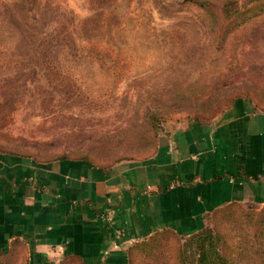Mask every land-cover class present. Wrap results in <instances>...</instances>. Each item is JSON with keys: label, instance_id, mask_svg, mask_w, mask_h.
Returning <instances> with one entry per match:
<instances>
[{"label": "rangeland", "instance_id": "1", "mask_svg": "<svg viewBox=\"0 0 264 264\" xmlns=\"http://www.w3.org/2000/svg\"><path fill=\"white\" fill-rule=\"evenodd\" d=\"M240 99L264 110V0H0V152L111 168ZM206 221L128 240L124 264H264V204ZM49 255L31 264H80Z\"/></svg>", "mask_w": 264, "mask_h": 264}, {"label": "crops", "instance_id": "2", "mask_svg": "<svg viewBox=\"0 0 264 264\" xmlns=\"http://www.w3.org/2000/svg\"><path fill=\"white\" fill-rule=\"evenodd\" d=\"M234 203L264 204V110L242 99L167 134L148 158L111 168L0 152V252L21 246L27 264L50 251L124 264L128 240L194 233Z\"/></svg>", "mask_w": 264, "mask_h": 264}, {"label": "built area", "instance_id": "3", "mask_svg": "<svg viewBox=\"0 0 264 264\" xmlns=\"http://www.w3.org/2000/svg\"><path fill=\"white\" fill-rule=\"evenodd\" d=\"M110 214H111V211H110V209H106V210L104 211V216H107V217H109V216H110Z\"/></svg>", "mask_w": 264, "mask_h": 264}, {"label": "trees", "instance_id": "4", "mask_svg": "<svg viewBox=\"0 0 264 264\" xmlns=\"http://www.w3.org/2000/svg\"><path fill=\"white\" fill-rule=\"evenodd\" d=\"M203 262V259L202 260H200V263H202Z\"/></svg>", "mask_w": 264, "mask_h": 264}]
</instances>
